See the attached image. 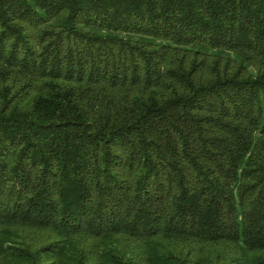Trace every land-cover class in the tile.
I'll return each mask as SVG.
<instances>
[{
  "label": "trees",
  "instance_id": "1",
  "mask_svg": "<svg viewBox=\"0 0 264 264\" xmlns=\"http://www.w3.org/2000/svg\"><path fill=\"white\" fill-rule=\"evenodd\" d=\"M0 264H264V0H0Z\"/></svg>",
  "mask_w": 264,
  "mask_h": 264
}]
</instances>
